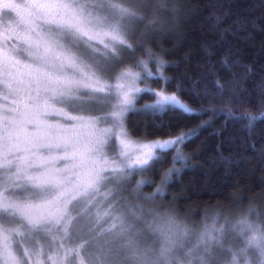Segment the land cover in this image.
<instances>
[{"label":"snow or ice","instance_id":"1","mask_svg":"<svg viewBox=\"0 0 264 264\" xmlns=\"http://www.w3.org/2000/svg\"><path fill=\"white\" fill-rule=\"evenodd\" d=\"M146 6L0 0V264H264V211L217 212L189 229L143 205L113 202L133 180L137 195L154 187L145 203L162 199L174 176L195 167L181 146L196 132L149 139L128 128L133 113L203 115L169 91L166 65L151 50L124 65L121 53L135 51L129 25L143 22ZM165 6L161 0L157 8ZM145 96L151 102L136 108ZM217 114L251 129L264 121V104L258 116ZM81 220L111 223L85 233ZM143 230L167 237L171 247L154 257L138 242Z\"/></svg>","mask_w":264,"mask_h":264},{"label":"trees","instance_id":"2","mask_svg":"<svg viewBox=\"0 0 264 264\" xmlns=\"http://www.w3.org/2000/svg\"><path fill=\"white\" fill-rule=\"evenodd\" d=\"M163 2L165 8L158 10L161 0H145L147 6L140 13L143 22L134 21L128 29L135 51L122 52L121 59L131 65L151 50L166 65L164 73L172 81L169 91L203 115L169 113L153 119L130 114L128 128L134 138L197 133L181 146L195 167L174 176L164 198L151 202V207L173 211L191 229L217 212L236 214L249 207L264 211V121L249 129L247 122L217 114L222 108L236 115L260 114L264 104V0ZM154 13L156 23L149 26ZM124 65H117L116 71ZM145 102L151 100L145 96L139 105ZM207 121L211 123L201 127ZM168 124L171 129L163 127ZM167 167H171V155ZM176 167L181 166L177 163ZM135 186L133 180L123 188L122 203L124 199L131 205L145 202L142 197L155 191L145 187L134 201ZM90 228L86 223L85 231Z\"/></svg>","mask_w":264,"mask_h":264},{"label":"clouds","instance_id":"3","mask_svg":"<svg viewBox=\"0 0 264 264\" xmlns=\"http://www.w3.org/2000/svg\"><path fill=\"white\" fill-rule=\"evenodd\" d=\"M146 209L158 211L165 218H171L175 222V224H178L182 227L186 226L187 228L191 229L189 225H187L183 220L178 218L177 215L171 210H161L156 207H146ZM146 236H150L151 239L146 238ZM189 238H190V234L189 236L183 237L182 238L183 242H187ZM138 242L142 247L149 250L154 257L160 256V253L163 249L171 247V244L167 239V237L163 235H152L147 230H143V235L139 237ZM180 242L181 240L178 239L177 243ZM161 264H163V261H161Z\"/></svg>","mask_w":264,"mask_h":264},{"label":"rangeland","instance_id":"4","mask_svg":"<svg viewBox=\"0 0 264 264\" xmlns=\"http://www.w3.org/2000/svg\"><path fill=\"white\" fill-rule=\"evenodd\" d=\"M132 27H133V26H132ZM129 28H131L130 25H129ZM121 56H122V53H121ZM147 58H148V57H144L143 59H147ZM143 59H141V60H143ZM153 71H155V66H153ZM149 83H150L151 87H153V86H152V83H151V82H149ZM140 86H141V87H144V84H141ZM153 88H154V87H153ZM146 103H150V102H145V103H143L142 105H139V101H138L137 104H136V108H138V109H139V108H142L143 105L146 104ZM109 187H112V186L109 185ZM122 190H123V189H118V190H117V192L114 194V195H115V200H114L113 202H115V201H121V202H122V199H121V196L123 195ZM124 195H125V193H124ZM133 199H134V201H136V200L138 199L136 193H133ZM141 201H142V200H141ZM122 204H123V205H131V202H130V201H126V200L124 199V203H122ZM132 205H143V206L148 205L149 207L153 206L151 202H149V203H145V202L138 203V202H137V203L132 204ZM93 211H95V209H93ZM74 215H75V213H74ZM86 223H88L86 220H81V221H80V226L83 228V230H84L85 233H87V232L85 231V229H84ZM109 223H111L110 220L107 221V222H102V224H101L100 226H96V225H94V224H89V223H88V224L90 225L91 228H96V229L98 230L100 227L107 228ZM146 238L151 239L150 236H146ZM105 239H106V237H101V238H99L98 241H96V243L103 244V243L105 242ZM189 243H190L189 246H191L192 243H195V240L192 239Z\"/></svg>","mask_w":264,"mask_h":264}]
</instances>
